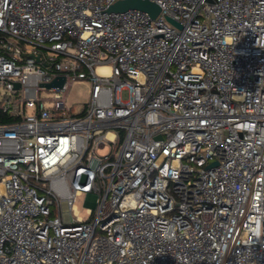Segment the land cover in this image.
I'll list each match as a JSON object with an SVG mask.
<instances>
[{
  "label": "built area",
  "instance_id": "obj_1",
  "mask_svg": "<svg viewBox=\"0 0 264 264\" xmlns=\"http://www.w3.org/2000/svg\"><path fill=\"white\" fill-rule=\"evenodd\" d=\"M116 1L0 0V264H264V0Z\"/></svg>",
  "mask_w": 264,
  "mask_h": 264
},
{
  "label": "rangeland",
  "instance_id": "obj_2",
  "mask_svg": "<svg viewBox=\"0 0 264 264\" xmlns=\"http://www.w3.org/2000/svg\"><path fill=\"white\" fill-rule=\"evenodd\" d=\"M91 81L88 78L78 79L74 81L67 90V102L69 105L74 107V111L77 113L80 110V106L84 105L90 97ZM128 92H123V98H127ZM108 148L100 149L99 154H106ZM98 195L90 193L87 195L79 196L75 205L79 210L80 215L83 218L88 217L87 209L91 208L97 210L98 208Z\"/></svg>",
  "mask_w": 264,
  "mask_h": 264
},
{
  "label": "water",
  "instance_id": "obj_3",
  "mask_svg": "<svg viewBox=\"0 0 264 264\" xmlns=\"http://www.w3.org/2000/svg\"><path fill=\"white\" fill-rule=\"evenodd\" d=\"M130 8L147 11L153 18H155L161 10V7L159 6V4L151 0H118L115 3H113L107 9V11L108 12H122ZM168 19L174 23H177L172 18H168ZM64 81H65V77L59 76L55 78L52 82L46 84V86L47 87L62 86Z\"/></svg>",
  "mask_w": 264,
  "mask_h": 264
},
{
  "label": "bare ground",
  "instance_id": "obj_4",
  "mask_svg": "<svg viewBox=\"0 0 264 264\" xmlns=\"http://www.w3.org/2000/svg\"><path fill=\"white\" fill-rule=\"evenodd\" d=\"M99 69L100 70H106V69H108V67L107 66H101Z\"/></svg>",
  "mask_w": 264,
  "mask_h": 264
},
{
  "label": "trees",
  "instance_id": "obj_5",
  "mask_svg": "<svg viewBox=\"0 0 264 264\" xmlns=\"http://www.w3.org/2000/svg\"><path fill=\"white\" fill-rule=\"evenodd\" d=\"M5 121H8V119L0 117V122H5Z\"/></svg>",
  "mask_w": 264,
  "mask_h": 264
}]
</instances>
